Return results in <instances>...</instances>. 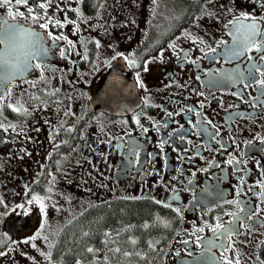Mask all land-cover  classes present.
Masks as SVG:
<instances>
[{
  "label": "flooded vegetation",
  "instance_id": "af4514ba",
  "mask_svg": "<svg viewBox=\"0 0 264 264\" xmlns=\"http://www.w3.org/2000/svg\"><path fill=\"white\" fill-rule=\"evenodd\" d=\"M125 1L123 6L118 0H52L50 12L59 4L73 20L77 14L71 9L81 8L88 19L77 21V34L73 24L44 30L22 17L13 20L41 33L40 44L48 52L31 60L45 65L43 80L41 69L30 68L0 86L4 122L17 126L15 132L0 129V198L13 189L21 204L26 185L29 196L45 195L52 176L61 182L60 210H47L45 228L59 246L52 251L55 264H222V249L210 248L209 241L234 247L242 264H257V256L264 259V189L259 186L264 182V97L255 84L246 86L248 80H214L225 69L239 68L247 76L251 62L246 56L226 61L223 55L233 43L226 25L241 12L264 15V0H180L171 24L166 29L153 25L149 33L136 21L137 9ZM54 15L63 20L65 11ZM0 17H7L5 9L0 8ZM48 31L62 32L75 43L73 48L60 42L70 53L67 58H60ZM185 31L205 44L182 38ZM170 42L176 43L175 52ZM209 45L216 51L205 55L201 49ZM161 51L163 62L148 63L149 70L143 71V64ZM85 52L87 61L77 54ZM116 53L135 54L141 68L114 58ZM110 74L111 86L120 88L119 98L110 103H125L122 110H105L93 102ZM54 89H59L55 96L47 94ZM9 103L22 104L29 114L13 112ZM236 200L239 207L225 203ZM177 207L181 216L172 211ZM31 209L24 211L30 215ZM20 212L17 208L16 216ZM217 218L224 229L236 230L234 244L227 234L214 235L208 228L196 232L205 222L214 226ZM89 247L95 254L86 251ZM117 247L121 252L109 251ZM125 251L130 255L125 257Z\"/></svg>",
  "mask_w": 264,
  "mask_h": 264
},
{
  "label": "snow or ice",
  "instance_id": "6c2138e0",
  "mask_svg": "<svg viewBox=\"0 0 264 264\" xmlns=\"http://www.w3.org/2000/svg\"><path fill=\"white\" fill-rule=\"evenodd\" d=\"M85 0H76V3L82 4ZM208 2H211V0H208ZM153 3H156V0H153ZM23 7L25 11H20L19 8ZM52 7V0H31V3H29V0H0V8H4L7 12V17H0V45L3 46V49H0V68L5 70V64L7 61L4 59L6 52L14 51L15 45L19 39H22L25 34L24 29H20L19 25H9L7 23V20L11 18L12 20H16L18 17L24 18L26 21H30L32 24H38L39 28L48 30L50 25L53 29H63L67 26V24H73L74 25V34H77L81 31L80 24L77 23V21L81 22H87V17L84 16L82 10L80 7L71 9L72 11L76 12L77 19L73 20L70 17L67 16V9L61 8L59 4L55 6L52 12L49 11V9ZM261 10L264 11V2L260 3ZM41 10H43L41 12ZM58 11H65V16L63 20H61L59 17L54 15V12ZM228 11H232L231 9H228ZM204 14H207L209 16L212 15L211 12H206ZM200 17H197L199 19ZM43 20L44 22L41 23L40 21ZM262 22H264V15L260 17H256L254 15H251L248 12H241L240 15L235 17V20L230 24L226 25V27L229 28L230 33L233 37V43L230 46L226 47L225 52L223 55L225 56L226 61L232 60V59H238L242 56H246L247 60L251 63L249 64L247 76H245L242 72H240L239 68L232 69V70H222L220 73V79L214 80L215 83H222L225 80L228 81H236V80H248L249 84L246 86H249L251 84H255L257 86V90L260 93L261 97H264V27H262ZM27 33L33 37H36V41L32 45V50L28 54V61H31L33 59H36L38 56H46L48 49L45 48L42 44H40L41 40V33L33 31L32 28L29 27L27 29ZM48 36L51 38L53 46L59 48V56L61 59L67 58L70 53L68 52L67 48L61 46L60 42L65 41L68 46L75 47V43L70 40L66 35H64L62 32L53 33L52 31H48ZM182 38L189 39L191 42L195 44L204 45L205 41L200 37H192L190 32L185 31V33H182ZM179 39V38H178ZM96 47H100V42L96 41ZM220 45H224V41H219ZM169 48H171L174 52L177 50V45L175 42H170L168 45ZM202 51H205V55H208L210 52H215L216 49L212 48L210 45L207 46V50L201 49ZM255 52L256 55L252 56L249 55V53ZM78 55H82L83 59L87 61L88 55L85 53H77ZM125 58L128 60L129 66L134 68H141V64L137 62L135 59V54H132L129 57H124V54L122 53H116L114 58ZM184 60H188V53L185 52L183 56ZM156 60H159L160 62H163V51L160 52L158 57H153L151 60L146 61L143 64V71L147 72L148 69V63L154 62ZM192 63H196L195 61H191ZM198 66V65H197ZM45 65L43 63H36L32 64L30 62H26V66L24 67L23 71H26L29 68H36L41 69V80L44 79V73L43 68ZM23 71H20L12 76H0V81L7 80L11 81V79L15 78L18 75H22ZM256 73H259V78H257ZM199 79V77H197ZM137 82L140 83V87L143 88L144 85L142 82H140V77L137 75ZM0 86L6 87V85L0 84ZM34 86V85H33ZM59 92V89H54L50 92H48V95L55 96ZM4 96L3 94H0V100H3ZM34 99H39V97H34ZM19 104L20 101H17ZM59 103V101H57ZM13 112H17L18 114H22L27 116L28 110L26 108H23V105L21 104L20 108L14 107L11 103L7 105ZM256 105H253L255 107ZM3 104H0V129H3L4 131H7L8 128H12V130L15 132L17 130V126L13 125L11 123L5 124L6 117L3 116ZM201 107H203V104H201ZM188 111H193V109L189 108ZM70 112H65V115H70ZM173 113L168 112V116L171 117ZM134 122L139 125L140 120L139 117H136ZM206 123H211V121H206ZM163 127H167V123L163 125ZM159 130V129H157ZM69 132L72 131V128L68 129ZM143 131H148V129L144 128ZM23 132V129H21V132L18 134H21ZM2 139V138H0ZM183 139V137H181ZM264 142V140H262ZM164 141H161V149H163ZM60 145H56L55 147H59ZM132 153L134 155L138 156V153L136 152L135 147L132 148ZM50 158V157H49ZM234 161L232 159L229 160V163H233ZM49 176H52L51 173H49ZM34 183H39V181H34ZM55 183V177L52 176L51 181L49 182L48 188H47V194L41 195L33 193L29 196V187L28 185L25 186L26 192H25V202L21 204H17L16 208L21 209L20 215H28L29 212L24 211V209L30 207L35 203L39 207V211L41 214V220L42 223L40 225V228L37 229L31 236L25 237L20 241L13 240L12 243L14 244H29L31 242V247L36 249L40 252V255L45 258L47 261V264H55V262L52 260V251L51 249L55 246L52 241L49 240L48 235L45 234V228H46V222H47V207L48 204L45 203V201L51 200V194L53 191ZM259 186L264 189V182H260ZM174 199H178V197H174ZM225 203H231L235 204L237 207H239V200L236 201H225ZM55 207V205H52ZM166 208H170V204H164L163 205ZM0 207H3L5 209L4 212H0V220L3 219L4 216L9 214L8 209L10 206L5 202L3 198H0ZM12 211H15V208L11 209ZM60 209L57 208V211ZM172 211H174L177 216H181V209L180 208H172ZM243 211V209H241ZM227 215H235L234 213H226ZM238 219V217H237ZM217 223L213 226L211 224H208L205 222L203 227H199L196 229V232H204L205 228H208L211 230V232L216 235L217 233L223 235L227 234V239L229 241H232V236L236 234V230L234 228L224 229V225L222 222L219 221V218H217ZM159 223H163L165 227H168L169 224L166 221H159ZM229 225L233 224V221H228ZM246 231H252V229L248 228L247 225H245ZM85 236L88 235V233H84ZM111 235L110 233H105V236ZM195 235V233H193ZM37 239H42L46 242L49 251L43 252L40 251V249L37 247L35 241ZM201 237H197L196 243H199ZM185 244L188 243L187 240L184 241ZM107 243V241H105ZM132 244H135L136 241L132 240ZM235 241H232V244H234ZM210 248H216L220 247L222 249V264H242L241 258L239 254L236 252V249L232 247L231 245H217L212 241H209ZM152 246L151 244L149 245ZM6 249V250H5ZM13 248H6L4 245H0V257L8 255L10 252L14 251ZM86 251L88 253H93L97 251L96 249H93L91 247L87 248ZM109 251L113 253H119L121 252L120 248H113L109 249ZM232 252V256L225 255V253ZM123 255L125 257L129 256L130 253L124 252ZM139 255V253H137ZM257 264H264V259H261L259 256L256 258ZM33 264H35V261H33ZM107 264V261L105 262Z\"/></svg>",
  "mask_w": 264,
  "mask_h": 264
},
{
  "label": "rangeland",
  "instance_id": "374dc122",
  "mask_svg": "<svg viewBox=\"0 0 264 264\" xmlns=\"http://www.w3.org/2000/svg\"><path fill=\"white\" fill-rule=\"evenodd\" d=\"M122 2V5H126L125 0H118ZM130 4H133V7L137 9V17L136 21L139 22L141 25V28L144 29V32L148 30L153 25H160V29H166L168 25L171 24L173 18L178 14L177 8V2L174 0H156V3H153V0H128ZM4 8H1V11H3ZM156 33V32H153ZM61 182L58 180L54 183L53 191L51 194V200L45 201V203L48 204L47 210H57V208L60 209L61 206ZM48 188V186H47ZM46 188V191H47ZM13 192V189H7V196L3 199L5 202L10 206L8 209L9 214L4 216L2 220H0V245L5 242L6 236H5V228L4 224L7 219L11 217H17L16 216V205L19 204V199L17 195ZM55 194V196H54ZM52 205H55L53 207ZM31 212L30 215H28L25 219L23 217V226L22 228L17 232V235L15 237V241H20L25 237L31 236L37 229L40 228V225L42 223L41 220V214L39 211V207L33 203V205L30 206ZM15 208V211H12L11 209ZM34 209L37 210L36 214L39 216H35L33 214ZM5 209L3 207H0V212H4ZM15 214V215H14ZM50 225H53L51 223ZM47 226V224H46ZM49 226V225H48ZM58 236V235H57ZM54 240V245L55 241ZM37 247L40 249V251L48 252L49 248L44 240H36L35 241ZM7 248H13L14 251L10 252L8 255L0 257V264H29L30 260L34 258L33 261H35V264H41L45 262V258L40 255V252L36 249L31 247V242L29 244H14L12 243ZM59 246L55 245L51 251L55 250L58 251ZM6 250V249H5ZM56 261V259H54ZM56 263V262H55Z\"/></svg>",
  "mask_w": 264,
  "mask_h": 264
},
{
  "label": "water",
  "instance_id": "95a60500",
  "mask_svg": "<svg viewBox=\"0 0 264 264\" xmlns=\"http://www.w3.org/2000/svg\"><path fill=\"white\" fill-rule=\"evenodd\" d=\"M31 63V61H30ZM30 69V68H29ZM29 69H27L26 71H23L22 75H18L15 78L11 79L14 80L16 78H20L22 76H24ZM5 70L0 68V76H4ZM10 81V82H11ZM111 81H112V77L111 74L106 78L103 86L100 88L99 91H97L93 102L99 106L102 109L105 110H109V111H116V110H122L124 108H126V104L125 103H119V102H112L111 101H115L119 98L120 93L116 92L117 89H120L119 87H112L111 85ZM0 83H2L3 85H6L7 83H9V81L7 80H3L0 81ZM23 223V215H19L13 219H10L8 221H6L5 223V229L8 233V235L10 236V238H14L16 235V232L18 229H20L21 225Z\"/></svg>",
  "mask_w": 264,
  "mask_h": 264
},
{
  "label": "clouds",
  "instance_id": "9594fccd",
  "mask_svg": "<svg viewBox=\"0 0 264 264\" xmlns=\"http://www.w3.org/2000/svg\"><path fill=\"white\" fill-rule=\"evenodd\" d=\"M7 23L9 25H19L20 29L25 30L24 37L19 39L15 45V50L6 52L4 59L7 61L5 64V73L4 75L12 76L24 69L26 62L28 61V54L32 50V45L36 41V37H33L27 33L28 26L20 24L18 21H13L8 19ZM34 31V30H33ZM0 49H3V46L0 45Z\"/></svg>",
  "mask_w": 264,
  "mask_h": 264
},
{
  "label": "trees",
  "instance_id": "16d2710c",
  "mask_svg": "<svg viewBox=\"0 0 264 264\" xmlns=\"http://www.w3.org/2000/svg\"><path fill=\"white\" fill-rule=\"evenodd\" d=\"M174 1L179 2L180 0H174ZM183 8H184V7H183ZM23 203H24V202H23ZM24 210H26V209H24ZM5 236H6V240H5L4 243H2V245L6 246V248H7V247H9V246L12 244V241H13V240L10 239V237H8L6 233H5Z\"/></svg>",
  "mask_w": 264,
  "mask_h": 264
},
{
  "label": "bare ground",
  "instance_id": "6f19581e",
  "mask_svg": "<svg viewBox=\"0 0 264 264\" xmlns=\"http://www.w3.org/2000/svg\"><path fill=\"white\" fill-rule=\"evenodd\" d=\"M54 196H55V194H54ZM129 261V260H128ZM152 261V260H151ZM127 262V261H126ZM133 264V263H132Z\"/></svg>",
  "mask_w": 264,
  "mask_h": 264
}]
</instances>
